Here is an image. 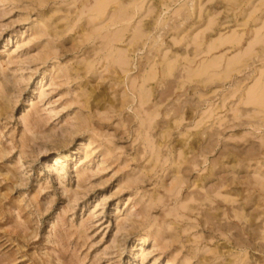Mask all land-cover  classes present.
<instances>
[{"label":"rangeland","instance_id":"1","mask_svg":"<svg viewBox=\"0 0 264 264\" xmlns=\"http://www.w3.org/2000/svg\"><path fill=\"white\" fill-rule=\"evenodd\" d=\"M0 264H264V0H0Z\"/></svg>","mask_w":264,"mask_h":264}]
</instances>
